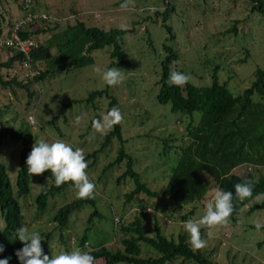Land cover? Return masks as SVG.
I'll return each mask as SVG.
<instances>
[{
  "label": "rangeland",
  "instance_id": "374dc122",
  "mask_svg": "<svg viewBox=\"0 0 264 264\" xmlns=\"http://www.w3.org/2000/svg\"><path fill=\"white\" fill-rule=\"evenodd\" d=\"M6 1L8 5H3L0 0V17L3 16L6 22L22 18L19 2ZM120 3L121 0H43L34 8L49 17L47 26L51 30L62 31L81 21L87 27L103 31H130L124 35L122 47L129 65L118 67L124 70V79L120 85L110 87L109 94L116 100L115 107L123 116L119 125L124 149L133 160L134 171L152 191L161 192L177 165L180 149L190 143L186 128L190 123L196 125L200 119L199 113H194L192 119L174 114L169 104L160 105L157 101L161 65L167 55L164 46H171L177 54L173 67L189 76L186 84L209 87L216 78L237 96L251 86L257 69L264 71V19L251 12L249 0H132L127 10L121 9ZM167 10L171 12L163 18ZM95 15L99 16L96 20ZM166 27L172 30L173 41L168 40ZM48 34L34 36L32 40L40 45ZM110 53V47L93 52L92 66L47 78L38 85L31 83L29 91L0 88V108L8 106L0 109V120L8 128L27 131L34 144L40 140L49 143L62 140L83 149L85 158L98 151L104 135L111 128L100 132L94 126L90 127V123L95 115L100 119L106 114L109 100L103 97L94 102V107L79 103L63 115L61 113L71 100L83 101L90 93L106 88L96 69L104 70L110 66ZM12 55L0 49V64ZM42 70L38 65L37 71ZM25 75L26 70L20 63H15L9 70H0L4 82L16 78L26 84ZM58 115L55 126L59 132L48 125ZM77 117L81 119L77 121ZM164 141L168 148L164 147ZM118 148L119 143L113 140L95 159H86L89 179L96 184L93 198L101 219L95 218L87 234L88 245L85 244L83 249L91 251V246L97 243L111 252L122 249L123 237L118 228L135 218L142 220L147 237H153L158 225L167 238L185 235L191 246L184 223L205 213L216 185L210 184L209 192L200 204L179 207V202L166 198L159 201L142 198L141 203H128L125 194L133 189L132 182L127 179L117 181L125 171L124 165L108 168L116 159ZM21 151V144L9 139L0 147V163L7 169L14 192ZM234 172L243 178L250 175L255 182L264 177V168L244 166ZM39 177L40 174L29 173L30 195L18 201L25 227L41 233V245L49 257L62 250L79 248L77 241L87 228L86 221L93 209L83 207L71 218L66 229H60L52 218L59 208L78 198L77 190L70 189L54 197L45 212L39 213L35 204L42 189L38 184ZM263 203L264 194L251 199L239 211L236 221L202 226L201 237L206 240V246L198 250L216 264H264V229L257 231L254 227L257 220L264 222V206L250 211L253 206ZM2 230L0 216V233ZM141 248L142 258L154 256V252L144 245ZM172 264L192 263L178 260Z\"/></svg>",
  "mask_w": 264,
  "mask_h": 264
},
{
  "label": "trees",
  "instance_id": "16d2710c",
  "mask_svg": "<svg viewBox=\"0 0 264 264\" xmlns=\"http://www.w3.org/2000/svg\"><path fill=\"white\" fill-rule=\"evenodd\" d=\"M14 1L19 2V0ZM249 1L251 12L261 15L264 19V0ZM34 10L36 9L34 8ZM170 12L171 10L165 11L162 17L166 18ZM164 23L165 19H163ZM48 24L44 23L42 28L34 32L22 34L23 39H26L49 33L44 42L38 45L31 55L32 68L37 72V75L26 84L18 82L16 78L4 82L0 76L2 90L16 88L29 91L31 83L38 85L47 78L92 66L94 63L91 57L92 53L107 47L111 48L110 60L112 63L109 67L129 65L128 56L122 50L123 37L129 30L103 31L87 27L85 23L77 21L72 27L58 31V28L51 30L47 26ZM166 32L168 40L173 41L172 30L166 27ZM164 52L167 55L161 65L158 103L160 105L169 104L172 113L188 116L190 119L194 113H199L200 119L196 125L190 123L186 128L190 143L180 149L177 165L163 190L161 192L152 191L134 171L133 160L124 149L125 142L119 123L106 132L100 149L88 155L86 159H95L99 152L106 149L113 140H117L119 143L117 157L108 168L124 165L125 171L117 181L119 183L127 179L132 182L133 189L125 194L128 203L134 201L141 203L143 202L142 198L152 201L166 198L174 203L179 202V207L200 204L208 194L210 184H215L216 187L233 192L234 211L230 220L234 222L239 211L251 199L264 194V177H259L255 182L250 175L243 178L234 172L244 166L264 168V71L257 69L253 74L254 80L251 86L237 96L233 95L226 85L219 84L215 77L209 87L198 88L189 84L180 87L170 86L167 80L170 71H176L173 64L178 56L171 46H164ZM12 54L11 58L0 64V70H9L15 63H23L22 56L16 53ZM38 65H41L42 71H37ZM109 89L110 86H106L102 91L92 92L83 101L71 100L64 105L61 114L63 115L67 109L69 110L73 105L79 103L94 107V102L103 97L109 100L108 112L116 105V100L109 94ZM7 107L0 109H7ZM58 118L59 115L48 122V125L57 132L59 130L55 123ZM97 118L95 115L90 127L94 126L93 122ZM7 139L20 143L22 151L19 155L15 192L6 167L0 163V216L3 222L0 244L5 246V252L0 254V259L11 257L10 264H20L15 253L23 247V244L15 240V232L19 227L25 226V223L18 201L30 195L26 160L32 150L34 140L27 131L8 128L0 120V147ZM163 145L168 148L166 141L163 142ZM245 180L254 181L253 195L241 201L235 197L234 185L243 183ZM38 184L42 186L35 202L39 213L45 212L54 197L60 196L70 189L77 190L71 182L57 186L50 171L40 174ZM86 206L93 209V212L86 221L87 228L77 241V246L82 249L85 244L88 245L87 234L91 231L90 227L95 218L101 219L96 210V201L93 196L87 199L77 198L62 206L52 218V221L64 230L71 218ZM263 206L264 203L260 206H253L250 211L262 209ZM185 219L184 217L183 220ZM118 233L123 237L120 242L122 246L120 250L111 252L99 243L91 246V254L96 258L95 264L99 261L102 264H172L178 260L192 264H216L200 250H194L188 244L185 235H180L177 239L167 238L156 225L153 237H147L144 233L143 222L139 218H135L131 223L121 224ZM141 245L154 252V256L142 258Z\"/></svg>",
  "mask_w": 264,
  "mask_h": 264
},
{
  "label": "clouds",
  "instance_id": "9594fccd",
  "mask_svg": "<svg viewBox=\"0 0 264 264\" xmlns=\"http://www.w3.org/2000/svg\"><path fill=\"white\" fill-rule=\"evenodd\" d=\"M132 0H121L120 8L127 10ZM101 79L107 86L120 85L124 79V70L118 67H108L104 70L96 69ZM189 80V76L183 72L170 71L167 83L170 86H183ZM81 117H77L79 121ZM123 116L118 107H112L100 119L95 120L94 128L100 132H106L114 125L120 123ZM27 171L32 174H42L50 171L57 186L71 182L77 189V196L81 199L91 198L95 192L96 184L89 179L86 169L88 163L83 149L73 147L72 144L62 140L47 142L40 140L35 142L27 160ZM254 181L245 180L234 185L235 197L243 201L253 195ZM211 198L206 204L205 213L199 218L189 219L184 223V229L189 234V243L193 249H201L206 246V240L201 237L202 226L226 225L234 211V196L232 191H226L216 187L210 194ZM257 231L264 229V222L257 220L254 224ZM16 239L22 242L23 247L16 251L15 255L20 264H95V257L90 250L76 248L71 251H59L55 255L44 254L41 245L42 236L37 230H30L21 226L16 229ZM5 252V246L0 244V254ZM11 257L0 259V264H9Z\"/></svg>",
  "mask_w": 264,
  "mask_h": 264
},
{
  "label": "built area",
  "instance_id": "2783aa9c",
  "mask_svg": "<svg viewBox=\"0 0 264 264\" xmlns=\"http://www.w3.org/2000/svg\"><path fill=\"white\" fill-rule=\"evenodd\" d=\"M42 0H19L20 11L23 13L22 18L0 28V49L10 53H16L22 56L23 67L26 70V81H32L37 75V72L32 68L31 55L38 48L32 38L23 39L22 34L34 32L42 28L44 23H49V17L44 13H39L34 10V7L41 3ZM99 16L95 15L94 19ZM250 171V168L248 169Z\"/></svg>",
  "mask_w": 264,
  "mask_h": 264
},
{
  "label": "crops",
  "instance_id": "0c3cea01",
  "mask_svg": "<svg viewBox=\"0 0 264 264\" xmlns=\"http://www.w3.org/2000/svg\"><path fill=\"white\" fill-rule=\"evenodd\" d=\"M42 1H43V0H42ZM3 5H8V2H7L6 0H3ZM18 9L20 10V7H19ZM35 11H36V10H35ZM36 12H37V11H36ZM19 18H20V17L14 19V20H9V21L6 22L3 16L0 17V28L6 26V25H8V24H12V23L18 21Z\"/></svg>",
  "mask_w": 264,
  "mask_h": 264
}]
</instances>
